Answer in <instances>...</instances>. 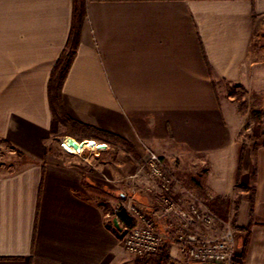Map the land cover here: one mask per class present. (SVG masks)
<instances>
[{
    "label": "crops",
    "instance_id": "crops-1",
    "mask_svg": "<svg viewBox=\"0 0 264 264\" xmlns=\"http://www.w3.org/2000/svg\"><path fill=\"white\" fill-rule=\"evenodd\" d=\"M72 9L73 0H0V139L30 160L0 175V264H150L125 249L102 199L87 189L107 182L152 214L170 256L181 258L176 219L164 215L158 182L144 172L148 149L177 178L184 205L231 199L235 183L252 182L254 193L235 209V230L248 235L244 256L237 249L242 264H264V145L255 181L253 162L237 178L243 121L227 95V86L252 89L264 77V0H86L65 110L129 147L116 141L77 163L48 152L47 86Z\"/></svg>",
    "mask_w": 264,
    "mask_h": 264
},
{
    "label": "built area",
    "instance_id": "built-area-1",
    "mask_svg": "<svg viewBox=\"0 0 264 264\" xmlns=\"http://www.w3.org/2000/svg\"><path fill=\"white\" fill-rule=\"evenodd\" d=\"M83 144L86 141H78ZM88 141V140H87ZM75 152L73 147H68ZM106 144H97L95 149L105 150ZM145 164L150 175L157 180L161 190V202L163 213L169 219H176L177 229L174 241L182 257L172 259L167 264H242L234 235L231 230H226L223 235L213 238H204L191 229L195 223H201L204 227L211 229L218 218L214 212L196 201H190L184 205L181 199L176 198L174 186L175 177L166 169L165 160L154 152L149 151ZM130 216L135 222L133 226H123L122 240L126 249L135 257L143 258L151 256L161 248L163 236L158 230L157 222L151 213L146 211L139 203L131 202L128 205Z\"/></svg>",
    "mask_w": 264,
    "mask_h": 264
},
{
    "label": "rangeland",
    "instance_id": "rangeland-1",
    "mask_svg": "<svg viewBox=\"0 0 264 264\" xmlns=\"http://www.w3.org/2000/svg\"><path fill=\"white\" fill-rule=\"evenodd\" d=\"M262 37H264V35H262ZM261 39H262V45H264V38H261ZM260 83L261 84H257L255 88H252V89L246 86L240 85V84L227 86V95L230 96L233 102L236 104L237 110L239 111L242 117V121H243L242 127L236 136L237 149L239 151V148L241 145L245 147L242 164L243 162H246V164L249 167H251L250 163L253 162L255 148L257 146L259 147L262 143H264V135H262V133H264V77H262V82ZM229 91H231L232 94H229ZM254 110L261 111V116L259 119H255V117L252 118L251 112ZM254 128L258 129V134L260 135V137L259 136L254 137L253 135ZM65 131L66 129L63 126L59 125L57 132L55 133L51 132V138L48 140L49 154L51 156H56L59 159L64 160V161L72 160L77 163L79 162L81 157L88 156V155L92 157L93 155L91 153L93 149L95 148V145L99 143L100 144L104 143L107 145V147H109L110 144L117 141L113 138H108L106 142L102 140H97V139H89L90 142L80 144L79 148L75 149V152H78L79 150H81L82 147L86 146L85 149H83L79 153H74L66 145ZM75 139L78 141H83V140H80V137L75 138ZM84 140H87V139H84ZM125 146L129 147V145H125ZM149 151L151 150L149 149L145 150V155L148 154ZM110 157H111L110 155H105V156H99L97 159L103 160V159H108ZM29 161H30L29 158H27L23 152H21L19 149H16L15 147H12L5 140L3 141L2 139H0V175L14 173L20 170L21 168H23L25 165H27ZM166 169L168 170L169 173H171L175 177V175L167 167V165H166ZM144 172L150 175V172L146 164H145ZM175 179L177 178L175 177ZM95 185L99 186L101 189L98 188L99 193L95 192L94 195L102 199L103 201L102 203L104 204V206L106 207V209H108L110 213V216H109L110 219L114 218L113 216L116 213V210H118L119 208L124 209L128 213L129 216H132V214L128 211L127 208H128L129 203L135 202V201H129L127 203L124 202V198H122L119 195V192L116 191L114 187L110 185L109 182H107L106 185H102L98 183ZM247 186L248 187H245L239 180L237 183H235V187H234L233 194L231 195V199L223 198L215 202L216 206H214V208H209L208 206H206V204H204L203 201H200V200L199 202L196 201L200 205L206 206L209 210H211L212 212L216 214L218 218V222L213 227V229L215 230L220 229V232H222L220 233L221 235H223L224 232L228 229L231 230L233 233H235L234 240L236 242V246L239 240H238V233L235 230V221H234L235 209H236L237 202L242 200V198L244 197L243 194L245 192H248L247 194L251 195L253 183L251 182ZM222 200H225V203L222 202ZM119 226L121 227L122 225L119 224ZM121 230H122V227H121ZM122 234H123V231H121V233H118L119 238L121 242L123 243ZM135 258L137 259V261L138 260L141 262L148 261V263L150 264H167L168 261L175 259V258H172L171 256H170V260L168 261H164V260L159 261L157 258L153 256H145L143 258L135 257Z\"/></svg>",
    "mask_w": 264,
    "mask_h": 264
},
{
    "label": "trees",
    "instance_id": "trees-1",
    "mask_svg": "<svg viewBox=\"0 0 264 264\" xmlns=\"http://www.w3.org/2000/svg\"><path fill=\"white\" fill-rule=\"evenodd\" d=\"M85 17H86V0H73V9H72V18H71L69 36L67 38L64 49L62 50L60 56L58 57L51 71L47 86L49 106L52 114L50 131L52 133L57 132L59 125H61L66 129L65 136H71L73 138L80 137V140L87 139L88 141L84 143L90 142L89 139H97L106 142L108 138H113L117 141L122 142L124 145H128V143L125 140L111 134L110 132L73 120L65 110V106L63 103V96H62L63 85L65 78L69 72V69L73 63V60L75 59V56L77 54L78 47L80 45L81 32L85 21ZM257 22L258 20L256 19L255 16V25ZM229 94H232V92L229 91ZM251 114H252V118L255 117V119H259L261 116V111L254 110L251 112ZM253 135L254 137H258V136L260 137V135L258 134V129L254 128ZM262 135H264V133H262ZM261 145H264V143H262ZM244 149L245 147L241 145L238 151L237 178L239 177L242 171V161L245 152ZM257 149L258 146L255 148L254 157H253V164H254L253 182L255 181ZM42 172L44 173V169ZM98 188L100 187L95 184L88 185L87 187L88 191L93 193L98 192ZM254 190L255 187L253 185L251 195L254 193ZM221 199L223 198H216L213 201H209L207 203L205 202V204L209 208H214V206H216L215 202ZM222 202L225 203V200H222ZM113 217L117 218L119 224H123L127 226L134 225V220L128 215V213L124 209L119 208L118 210H116V213L114 214ZM116 230L118 233H121L120 230L118 229ZM238 240L241 246V256H244V252L246 250L248 243V235L244 233L238 234ZM169 250H170V244L163 243L161 248H159V250L151 256L157 258L159 261H163V260L168 261L170 260Z\"/></svg>",
    "mask_w": 264,
    "mask_h": 264
},
{
    "label": "water",
    "instance_id": "water-1",
    "mask_svg": "<svg viewBox=\"0 0 264 264\" xmlns=\"http://www.w3.org/2000/svg\"><path fill=\"white\" fill-rule=\"evenodd\" d=\"M84 141H87V140H84ZM65 142L68 147H73L74 149H78L80 145L79 142H77L76 139L71 136H67L65 138ZM113 224L118 230H121V227L119 226V222L116 217L113 218ZM194 264H215V263L203 262V263H194Z\"/></svg>",
    "mask_w": 264,
    "mask_h": 264
}]
</instances>
